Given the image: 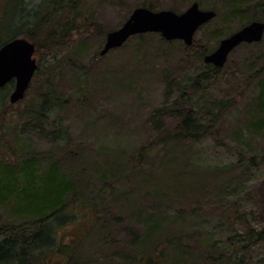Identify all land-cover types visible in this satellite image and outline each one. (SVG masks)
Wrapping results in <instances>:
<instances>
[{
  "label": "rangeland",
  "instance_id": "374dc122",
  "mask_svg": "<svg viewBox=\"0 0 264 264\" xmlns=\"http://www.w3.org/2000/svg\"><path fill=\"white\" fill-rule=\"evenodd\" d=\"M41 1L0 0V42L9 39L12 27L27 20ZM193 1L201 8H213L217 15L197 29L192 44L147 32L142 38L132 35L120 47L100 55L106 33L102 39L91 26L107 32L118 28L137 6L151 4L156 10L175 8L181 12ZM256 1L74 0V8L63 18V22L69 19L71 23V43L55 49L54 56L46 49L34 54L40 71L22 100L11 104L13 86L7 83L0 87V98L7 95L5 107H0V127L10 121L16 123L12 138L5 137L9 146L0 142V155L9 157L12 148L17 150L15 161H19L49 149L52 141L46 122L19 116L20 110L28 108L49 87L68 98L59 112L69 134L67 169H95L103 164L101 157L114 156L129 175L137 164V157H133L137 152L147 148L150 155L146 156L147 168L136 175L140 184L135 188L130 183L119 186L113 179L101 180L95 172L91 176L94 179L85 176V183L93 185L91 189L98 191L100 199H111L114 190L122 191L118 198L113 197L116 212L107 234L98 227L100 219L94 221L92 206L82 202L84 205L67 211L65 221L56 229L57 241L68 248L44 250L30 264H131L132 256L138 263L155 238L165 234L168 238L176 236L180 242L177 252H168L165 264H227L225 261L234 257L241 259V264H264V240L241 251L242 243H233V229L221 213L235 201L253 224L262 226L264 220V128H253L255 119L263 117L258 95L264 81V35L259 42L236 46L212 81L207 97L232 98L234 103L205 136L174 142L167 148L153 142L159 133L153 124L156 111L170 106L179 93L170 81L188 82L209 68L203 52L213 51L221 38L248 20L264 21V10L254 12L252 8ZM239 5L241 13L231 16L230 10ZM49 63L58 64L54 72L47 68ZM161 124L171 131L179 129L178 118L170 115L164 116ZM233 175L236 179L231 181L236 187L228 197L226 193L218 199L209 197L215 186ZM77 176L81 178L84 173ZM163 195L174 200L176 196L177 203L160 199ZM138 205L152 214V220L161 222L159 234L146 228L148 219L141 222L133 218L132 208ZM11 206L0 207V229L15 218ZM116 214L119 220H115ZM151 255L157 260L154 252Z\"/></svg>",
  "mask_w": 264,
  "mask_h": 264
},
{
  "label": "trees",
  "instance_id": "16d2710c",
  "mask_svg": "<svg viewBox=\"0 0 264 264\" xmlns=\"http://www.w3.org/2000/svg\"><path fill=\"white\" fill-rule=\"evenodd\" d=\"M147 7L156 9L151 4ZM240 7L241 5L233 7L230 10L231 16H237L241 13ZM73 8L74 0L41 1L31 11L27 20L16 26L12 25L11 37L0 42V46L13 37L24 36L35 43V53L39 54L40 50L46 49L47 53L54 56L55 49L71 43L68 37L69 31L72 29L71 23L69 19L63 22V18ZM252 8L254 12L262 11L264 10V4L257 0ZM170 9L175 10V8ZM90 28L101 34L100 36L103 39L105 31L101 33L96 31L93 26ZM136 35L139 38L143 37V34ZM208 52L210 51L203 52V56ZM57 65V63H49L47 68L54 72ZM207 66L209 68L198 73L186 83L175 80L170 81L178 87L179 93L170 106L166 105L156 111L153 124L159 129V133H157L154 143L167 148L174 142L199 140L216 125L226 109L233 105L234 100L232 98L215 100L207 97V91L212 81L218 77L221 70V68L211 64ZM39 71L38 66L34 76ZM7 85L13 86V81L11 80ZM6 97L7 95L3 94L0 98V107L2 108L5 107ZM258 97L261 101L258 109L263 117L260 116L255 119L254 129L264 128V81L260 82ZM67 103L68 98L49 87L42 90L38 94L37 100L33 101L28 108L19 111L21 119L43 120L46 122L48 137L52 141L47 151L32 153L30 156L20 158L19 161H15L14 157L17 156V150L13 152L12 148L9 157L3 154L0 155V207L12 203V215L15 216L13 221L3 225L0 229V264H30L31 259L44 250H51L54 247L60 249L59 251L67 249L65 243L61 244L57 241L56 229L58 224L65 221L67 211H70L71 207L77 209L79 204L84 205L82 202L92 206L96 215L94 221L100 219L98 227L103 231L102 234H107V230L111 228L112 224L111 216H113L114 211L116 212L113 197L118 198L122 191L114 190L111 199H100L98 191L92 190L93 185L85 183V176L94 179L91 176L95 172L96 177L101 178V180L113 179L119 186L123 183H130L135 188L140 184L136 175L141 174L148 166L149 159L147 160L146 156L150 155V151L146 148L133 156L137 157L138 161L137 164L133 165L135 169H132L129 175L122 166L115 162L116 158L114 156L101 157L103 164L95 169L86 168L85 166L78 168L72 166V170L67 169L66 162L70 159L68 156L70 154L69 150H66L69 145L68 127L62 124L59 115L60 110ZM169 115L178 118V130L171 131L162 127L161 119ZM14 132H16V123L10 121L6 125H1L0 142L9 146V142L5 137L8 139ZM80 173H84L81 178L77 176ZM77 178L82 179L84 184L82 182L78 183ZM233 179H236L235 175L228 177L221 185L215 186L209 197L216 196L218 199L222 193H226L228 197L230 191L236 187L232 185L231 180ZM142 182L145 184L146 180L142 179ZM235 182L238 183L237 180ZM132 191L130 190L126 194ZM154 192L157 193V190H154ZM174 198L175 200L170 195H163L160 199L169 200L170 203L175 204L178 198L176 196ZM70 201H74L75 204L72 206ZM261 203L264 210L263 198H261ZM236 204L235 201H231L222 209L221 213L225 223L233 229L235 237L233 243H242L240 249L244 252L253 243L264 240V220L262 226L253 224L254 222L246 216V212H242ZM135 207L137 209L132 208L133 218L136 221L137 219L141 220V222L148 219L146 228H149L155 234H159L161 222L152 220V214H147L144 210L146 208L143 206L138 205ZM119 219L120 216L116 214L115 220ZM154 241L152 248L148 247L144 251L138 263L142 261L145 264H157V261H159L165 264L168 252L175 253L179 250L180 242L176 236L168 238L165 234L163 237L155 238ZM73 251H75L74 247H72ZM153 252L157 260H154L152 255L150 256V253ZM241 261V259L234 257L233 261L229 258L228 262H225L227 264H241ZM130 262L131 264H138L137 262L134 263L133 256ZM212 263L217 264L215 261Z\"/></svg>",
  "mask_w": 264,
  "mask_h": 264
},
{
  "label": "water",
  "instance_id": "95a60500",
  "mask_svg": "<svg viewBox=\"0 0 264 264\" xmlns=\"http://www.w3.org/2000/svg\"><path fill=\"white\" fill-rule=\"evenodd\" d=\"M264 4V0H262ZM214 9H203L197 1L185 10H154L147 6L135 7L126 20L115 29L109 30L100 55L120 47L135 34L159 32L166 40L181 39L186 45L193 42L197 29L216 16ZM264 35V21L251 20L231 34L221 38L216 48L203 56L206 64L223 67L229 53L241 43L259 42ZM35 43L24 36L13 37L0 46V87L11 80L14 86L9 102L15 104L25 97L38 67L35 57Z\"/></svg>",
  "mask_w": 264,
  "mask_h": 264
},
{
  "label": "flooded vegetation",
  "instance_id": "af4514ba",
  "mask_svg": "<svg viewBox=\"0 0 264 264\" xmlns=\"http://www.w3.org/2000/svg\"><path fill=\"white\" fill-rule=\"evenodd\" d=\"M194 2V1H193ZM191 4V3H190Z\"/></svg>",
  "mask_w": 264,
  "mask_h": 264
}]
</instances>
